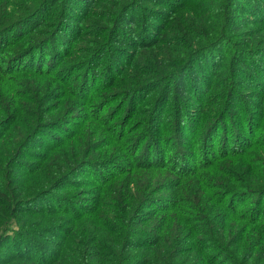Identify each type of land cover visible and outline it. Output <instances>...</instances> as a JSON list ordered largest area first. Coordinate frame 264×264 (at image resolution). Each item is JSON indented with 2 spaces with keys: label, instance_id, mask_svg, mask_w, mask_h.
<instances>
[{
  "label": "trees",
  "instance_id": "obj_1",
  "mask_svg": "<svg viewBox=\"0 0 264 264\" xmlns=\"http://www.w3.org/2000/svg\"><path fill=\"white\" fill-rule=\"evenodd\" d=\"M0 264H264V0H0Z\"/></svg>",
  "mask_w": 264,
  "mask_h": 264
},
{
  "label": "rangeland",
  "instance_id": "obj_2",
  "mask_svg": "<svg viewBox=\"0 0 264 264\" xmlns=\"http://www.w3.org/2000/svg\"><path fill=\"white\" fill-rule=\"evenodd\" d=\"M151 95H153V94H150L149 97H151ZM191 107H192V110H193V106H191ZM191 107H189V108H191ZM156 110H157V109H156ZM165 121H167V117H165L164 122H165ZM244 133H245V132H244ZM192 139H193V138H192ZM190 140H191V139H190ZM187 141H188V138H187ZM187 141H186L185 144L182 146L183 148H187V144H188ZM171 144H173V142H171ZM45 145H48V144H45ZM33 151H40V152H42V150H36V149L33 150ZM25 159H26L27 161H29L30 159H32V157H29V158L26 157Z\"/></svg>",
  "mask_w": 264,
  "mask_h": 264
}]
</instances>
